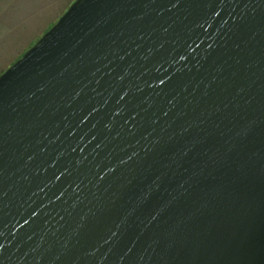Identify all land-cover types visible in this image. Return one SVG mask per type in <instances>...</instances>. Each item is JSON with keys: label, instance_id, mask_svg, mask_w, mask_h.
Listing matches in <instances>:
<instances>
[{"label": "water", "instance_id": "1", "mask_svg": "<svg viewBox=\"0 0 264 264\" xmlns=\"http://www.w3.org/2000/svg\"><path fill=\"white\" fill-rule=\"evenodd\" d=\"M0 264H264V0H76L1 74Z\"/></svg>", "mask_w": 264, "mask_h": 264}, {"label": "rangeland", "instance_id": "2", "mask_svg": "<svg viewBox=\"0 0 264 264\" xmlns=\"http://www.w3.org/2000/svg\"><path fill=\"white\" fill-rule=\"evenodd\" d=\"M76 0H16L14 34L0 41V75L50 30ZM7 24V27H13ZM14 28V27H13ZM12 28V29H13Z\"/></svg>", "mask_w": 264, "mask_h": 264}, {"label": "crops", "instance_id": "3", "mask_svg": "<svg viewBox=\"0 0 264 264\" xmlns=\"http://www.w3.org/2000/svg\"><path fill=\"white\" fill-rule=\"evenodd\" d=\"M16 5V0H0V41L7 35V31H9V36H12L10 33L14 34L15 25L13 23H15L14 21L17 23L18 20V15L15 11ZM7 24L13 25L14 28H8Z\"/></svg>", "mask_w": 264, "mask_h": 264}]
</instances>
